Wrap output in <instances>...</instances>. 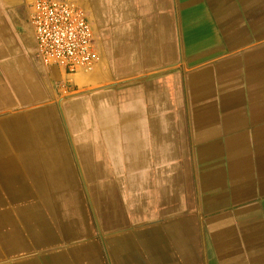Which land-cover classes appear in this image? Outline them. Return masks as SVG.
I'll return each instance as SVG.
<instances>
[{"label":"crops","instance_id":"0c3cea01","mask_svg":"<svg viewBox=\"0 0 264 264\" xmlns=\"http://www.w3.org/2000/svg\"><path fill=\"white\" fill-rule=\"evenodd\" d=\"M35 1L0 0V264H264V0H63L72 92Z\"/></svg>","mask_w":264,"mask_h":264},{"label":"built area","instance_id":"2783aa9c","mask_svg":"<svg viewBox=\"0 0 264 264\" xmlns=\"http://www.w3.org/2000/svg\"><path fill=\"white\" fill-rule=\"evenodd\" d=\"M29 23L36 56L46 68H58L67 77L64 88L74 91L70 77L89 71L95 60L92 24L78 6L63 0H37Z\"/></svg>","mask_w":264,"mask_h":264}]
</instances>
